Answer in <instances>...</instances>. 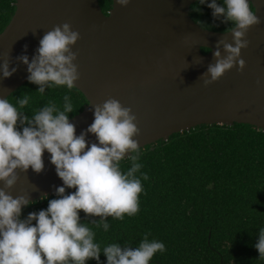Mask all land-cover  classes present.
Segmentation results:
<instances>
[{
	"label": "water",
	"instance_id": "95a60500",
	"mask_svg": "<svg viewBox=\"0 0 264 264\" xmlns=\"http://www.w3.org/2000/svg\"><path fill=\"white\" fill-rule=\"evenodd\" d=\"M196 1L130 0L121 6L112 0L104 12L99 0H16L15 12L0 32V65L9 59L10 69L17 71L8 78L0 71V97L28 81L27 65L16 58L27 54L31 60L44 34L67 22L80 33L71 46L78 52L75 87L87 99L69 118L77 135L94 122L92 107L109 98L131 107L141 130L134 137L140 147L200 124L247 123L264 129V0H249L261 22L246 34L250 43L241 50L246 67L238 71L237 63L209 85L201 76L215 62L217 41L226 31L200 26L190 15ZM226 39L233 42L232 34ZM86 139L89 147L98 143L92 133ZM43 160L40 173L17 170L19 179L7 191L14 197L29 195L32 202L55 195L63 181L50 153L45 151Z\"/></svg>",
	"mask_w": 264,
	"mask_h": 264
},
{
	"label": "clouds",
	"instance_id": "9594fccd",
	"mask_svg": "<svg viewBox=\"0 0 264 264\" xmlns=\"http://www.w3.org/2000/svg\"><path fill=\"white\" fill-rule=\"evenodd\" d=\"M117 2L127 6L130 0ZM199 3H207L215 18L223 17L224 23L232 25L225 38L217 41L215 62L201 76L204 84L209 85L237 63L238 71L244 70L246 61L241 58V50L250 43L246 34L261 21L249 0H223V5L217 0ZM228 33L232 34L233 42L226 39ZM79 39V31H73L71 24L65 22L44 34L31 60L27 54L16 58L27 65L28 80L39 86L41 95L46 87L76 86L79 72L74 61L78 52L71 46ZM221 45L226 55L222 54ZM0 71L8 78L17 68L10 69V60L5 59ZM16 103L18 107L8 98L0 97V181L4 184L0 187V264H86L90 259L99 261L101 251L107 264H149L157 252L165 251L163 242L149 240L150 233L144 234L138 247L112 243L101 250L94 242L95 232L81 223L83 211L88 216L100 217L99 222L92 223L107 231V217L122 220L125 214L133 216L139 211L143 185L137 173L142 165L138 162L140 145L134 137L141 130L131 107L123 106L116 98L94 105V122L77 135L76 125L69 119V113L73 112L69 96H64L62 110L49 101L31 117L22 111L29 103L27 95ZM88 133L94 134L98 143L89 147ZM45 151L50 153L63 186L55 188L57 198L50 199L46 209L22 218L23 208L32 202L29 195L14 197L7 189L16 185L17 170L27 172L31 168L36 173L42 172ZM126 156L132 166L124 172L120 162ZM141 175L143 180L149 179L146 173ZM66 189L75 191L67 193ZM255 247L264 259V229L260 230Z\"/></svg>",
	"mask_w": 264,
	"mask_h": 264
},
{
	"label": "trees",
	"instance_id": "16d2710c",
	"mask_svg": "<svg viewBox=\"0 0 264 264\" xmlns=\"http://www.w3.org/2000/svg\"><path fill=\"white\" fill-rule=\"evenodd\" d=\"M99 1L104 12L112 6V0ZM15 2L0 0V32L10 22ZM217 3L223 5V0ZM212 13L199 0L190 7L191 17L203 28L232 27ZM38 88L28 80L7 98L18 107L17 100L27 95L29 103L22 111L29 117L49 101L62 110L65 95L73 105L69 118L87 103L75 86L46 87L43 95ZM139 153L142 168L137 176L143 185L139 211L122 220L107 217V231L92 223L100 217L80 212L81 223L95 232L94 242L101 250L112 243L138 247L150 233L149 240L163 242L165 251L157 252L149 264H264L255 247L264 229V129L247 123L200 124L140 147ZM120 166L126 172L132 162L125 157ZM141 173L149 179L143 180ZM54 198L56 194L31 202L23 208L22 218L46 209ZM86 264H107V258L101 251L99 261L90 259Z\"/></svg>",
	"mask_w": 264,
	"mask_h": 264
}]
</instances>
